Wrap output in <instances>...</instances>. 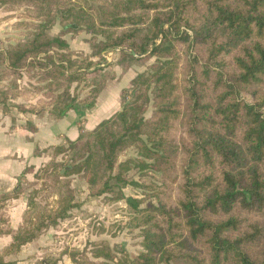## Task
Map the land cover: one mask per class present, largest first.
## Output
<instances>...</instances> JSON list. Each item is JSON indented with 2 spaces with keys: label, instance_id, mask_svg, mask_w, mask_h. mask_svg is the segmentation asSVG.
Instances as JSON below:
<instances>
[{
  "label": "trees",
  "instance_id": "1",
  "mask_svg": "<svg viewBox=\"0 0 264 264\" xmlns=\"http://www.w3.org/2000/svg\"><path fill=\"white\" fill-rule=\"evenodd\" d=\"M1 8L26 9L25 20L15 24L25 34L0 47L4 110L52 120L90 111L114 78L105 52L119 50L117 64L126 70L155 62L122 91L121 110L94 131L80 128L78 139L43 150H53L43 171L71 154L72 163L59 171L67 180L60 209L32 227L25 226L27 209L23 225L6 232L12 238L0 264H18L6 258L78 207L66 179L72 175L86 180L92 197L126 201L144 248L118 259L107 241L92 242L66 250L74 264H264L251 253L264 225L248 218L264 217V0H0ZM58 20L62 30L51 36ZM81 32L93 36L96 55L71 50L66 36ZM30 87L41 95L37 102H18ZM27 128L37 131L32 122ZM132 147L146 161L142 168L159 174V185L146 186L158 205L141 208L145 200L123 192L132 160L120 162V156ZM21 194L17 187L0 198Z\"/></svg>",
  "mask_w": 264,
  "mask_h": 264
},
{
  "label": "rangeland",
  "instance_id": "2",
  "mask_svg": "<svg viewBox=\"0 0 264 264\" xmlns=\"http://www.w3.org/2000/svg\"><path fill=\"white\" fill-rule=\"evenodd\" d=\"M88 1L90 4L98 3V0ZM25 14L26 9L24 8L0 9V47L15 43L22 38L25 30L20 27L18 30L15 24L24 21ZM61 30L62 25L58 20L49 34L56 36ZM66 39L71 50L76 53L93 56L98 52L91 43L93 36L87 32L68 34ZM103 40V37H97L98 42ZM118 58L119 50H109L103 54L105 64H110L107 71L114 76L113 79L107 80L103 90L110 93L109 99H114L119 88H130L132 81L130 78H135L139 73L146 71L147 67L155 62V59L136 62L130 69L126 70L117 64ZM93 59L98 60L99 57ZM26 83L31 86L34 85L33 82L27 80ZM85 92L84 88H80L79 91L77 89V93H81L82 96ZM40 96L30 87L26 97L19 99L18 102L36 103ZM242 97L251 101L250 95L243 94ZM119 105L122 108V96L120 104L118 103L116 107L118 108ZM151 105L152 103L146 111V118H150L152 115L153 108ZM6 111V109L0 108V162L5 163L7 160L6 163L13 167L14 173L17 175L8 181L2 179L0 197L11 195L17 187L22 190V194L16 199L8 197V199L2 200L0 198V254L12 238V235L6 232L9 230L13 232L23 225V216L27 209H30L25 223L27 227H32L44 217L59 211L62 199L61 186L67 181L64 177L59 176V171L62 167L72 163L71 154H62L56 159L60 162L59 167H51L43 171V168L51 161L53 150L43 152L38 146H36L38 148L36 150L37 148H34L33 144L26 140V133L20 132L22 129L29 131L28 122L36 125L38 122L41 123L43 118L17 113L14 108L8 110L9 112ZM13 117H16L15 120ZM44 117L49 118L47 114ZM35 157L41 158L32 160ZM126 160H132V169L127 174L128 185L123 188L125 196L145 200L141 208L158 205L157 198L151 191L146 190V186L150 183L159 185V174L150 168H142L141 162L146 161L139 155L136 147L128 149L120 156V162ZM26 168H29L28 172L22 175ZM63 172L61 171V173ZM66 179L69 180L74 191V198L78 207L71 210L67 217L59 219L54 225L50 224L39 239L24 246L18 254L7 257V261L18 264H36L38 261L52 263L61 259L58 264H74L70 257L65 254L67 253L66 250L69 252L76 249L83 250L91 246L92 242L102 241H107L111 245L118 259L136 256L144 250L141 231L131 227L133 214L126 201H114L115 195L109 194L92 197L89 195L86 180L79 175H72ZM174 198H176V194H174ZM248 218L251 222L259 221L264 225V217L248 215ZM52 222L54 221L49 223ZM102 230L104 233L100 234ZM262 239L259 245H254L251 248L252 255L259 261L264 259V237ZM171 264L176 263L172 262Z\"/></svg>",
  "mask_w": 264,
  "mask_h": 264
},
{
  "label": "crops",
  "instance_id": "3",
  "mask_svg": "<svg viewBox=\"0 0 264 264\" xmlns=\"http://www.w3.org/2000/svg\"><path fill=\"white\" fill-rule=\"evenodd\" d=\"M133 78L134 77H131L130 80ZM123 89L125 88H119L116 91L114 99H109L110 93L106 90L103 91V93L100 94L95 107L90 111L72 110L64 119L61 120H51L47 117H43L41 120L42 122H38V124H36V132H30L24 129L20 132H25L26 140L33 144L34 148L38 146L41 150L59 145L63 143L65 139L76 140L80 136V128H84L86 131L92 132L102 121L110 118L116 112L121 110V106L119 105L117 108L116 105L118 103L120 104ZM26 156L28 157V154ZM36 158L41 157H35L32 158V160H37ZM6 162H0V183L2 179L8 181V179H12L17 175L14 173L15 171L13 170V167H10Z\"/></svg>",
  "mask_w": 264,
  "mask_h": 264
},
{
  "label": "water",
  "instance_id": "4",
  "mask_svg": "<svg viewBox=\"0 0 264 264\" xmlns=\"http://www.w3.org/2000/svg\"><path fill=\"white\" fill-rule=\"evenodd\" d=\"M0 194H2V192H0Z\"/></svg>",
  "mask_w": 264,
  "mask_h": 264
}]
</instances>
